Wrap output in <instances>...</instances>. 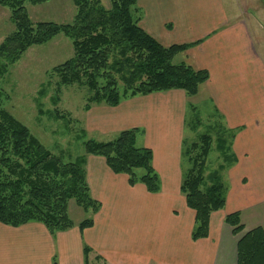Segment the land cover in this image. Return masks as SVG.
I'll list each match as a JSON object with an SVG mask.
<instances>
[{"label": "crops", "instance_id": "0c3cea01", "mask_svg": "<svg viewBox=\"0 0 264 264\" xmlns=\"http://www.w3.org/2000/svg\"><path fill=\"white\" fill-rule=\"evenodd\" d=\"M225 0H137L141 28L162 46L193 44L175 57L210 79L189 98L174 90L95 105L84 117L88 133L110 136L139 129L162 188L151 194L129 185L102 157L88 156L91 196L101 203L94 226L52 235L42 223L12 227L0 222V264H237L238 238L226 223L240 213L247 231L264 225V59L258 36ZM204 95L232 133L235 163L223 174L226 206L211 216L210 235L194 242L196 213L181 193L182 157L189 103ZM145 138V139H146ZM102 140V139H100ZM188 140V139H187ZM108 142V141H102ZM86 214H84L85 216ZM91 252L85 257L84 248Z\"/></svg>", "mask_w": 264, "mask_h": 264}, {"label": "trees", "instance_id": "16d2710c", "mask_svg": "<svg viewBox=\"0 0 264 264\" xmlns=\"http://www.w3.org/2000/svg\"><path fill=\"white\" fill-rule=\"evenodd\" d=\"M47 1L0 0V6L11 10L16 28L0 45V77L29 48L63 34L71 39L74 55L54 71L62 85L87 89L86 111L93 105L117 107L126 99L174 90L193 98L210 79L206 70L174 63L176 56L196 43L164 47L141 28L137 0H110L108 9L101 0H72L76 8L72 24L33 23L26 4L40 5ZM1 104L0 93L1 223L12 227L42 223L55 235L75 227L69 215L71 201L87 213H98L102 205L91 196L87 156L104 158L114 174L128 176L131 187L143 184L151 194L161 191V179L153 167V150L137 146L139 129L123 131L108 142L88 140L85 156L66 162ZM189 106L196 110L192 104ZM197 128V124L191 127L193 131ZM219 130L216 149L221 162L208 174L212 136L204 134L194 142L183 141L182 157L187 166L181 193L188 208L196 213L194 242L209 237L212 214L226 206L228 187L223 174L236 159L231 150L232 133L221 123ZM93 215L78 224L81 231L94 226ZM225 221L238 238L237 264H264V225L243 234L245 226L240 213L228 215ZM90 252L85 246L86 258ZM53 264H57L56 258Z\"/></svg>", "mask_w": 264, "mask_h": 264}, {"label": "rangeland", "instance_id": "374dc122", "mask_svg": "<svg viewBox=\"0 0 264 264\" xmlns=\"http://www.w3.org/2000/svg\"><path fill=\"white\" fill-rule=\"evenodd\" d=\"M101 2L107 9L111 7L110 0ZM224 4L230 14H240L257 32L258 47L264 59V0H225ZM26 7L33 23L72 24L76 15L72 0H48L40 5L28 3ZM11 15L9 8L0 6V45L16 30ZM73 55L71 39L59 34L45 44L29 48L19 61L8 67L7 74L0 77L1 107L25 125L54 155L66 162L85 156V143L88 140L102 142L112 139L86 131L84 117L88 112L85 110L87 89L79 85H62L54 71ZM174 63H178V60ZM200 97L194 104L189 103L196 108L195 111L188 105L186 139L194 142L200 135L212 136L214 143L207 163L208 174L221 162V154L216 149V140L221 135L220 116L206 96ZM195 124L198 128L193 131L191 127ZM145 138L138 137V147H143L147 140ZM69 215L77 222L93 214L85 212L71 201ZM246 232L245 229L243 234Z\"/></svg>", "mask_w": 264, "mask_h": 264}]
</instances>
